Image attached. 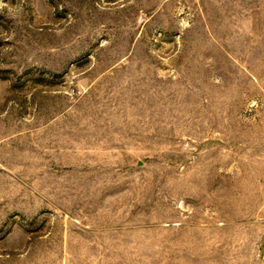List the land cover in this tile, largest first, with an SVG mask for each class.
I'll use <instances>...</instances> for the list:
<instances>
[{
  "label": "rangeland",
  "instance_id": "374dc122",
  "mask_svg": "<svg viewBox=\"0 0 264 264\" xmlns=\"http://www.w3.org/2000/svg\"><path fill=\"white\" fill-rule=\"evenodd\" d=\"M0 264H264V0H0Z\"/></svg>",
  "mask_w": 264,
  "mask_h": 264
}]
</instances>
